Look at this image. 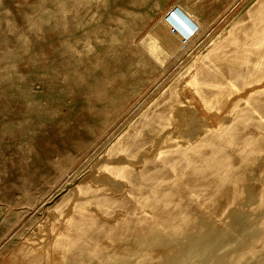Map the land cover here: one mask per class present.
I'll use <instances>...</instances> for the list:
<instances>
[{
  "label": "rangeland",
  "instance_id": "obj_1",
  "mask_svg": "<svg viewBox=\"0 0 264 264\" xmlns=\"http://www.w3.org/2000/svg\"><path fill=\"white\" fill-rule=\"evenodd\" d=\"M263 40L264 0H0V264H232L263 231L264 83L220 110L193 81L231 93L213 73H262Z\"/></svg>",
  "mask_w": 264,
  "mask_h": 264
},
{
  "label": "bare ground",
  "instance_id": "obj_2",
  "mask_svg": "<svg viewBox=\"0 0 264 264\" xmlns=\"http://www.w3.org/2000/svg\"><path fill=\"white\" fill-rule=\"evenodd\" d=\"M152 29V28H150ZM158 29L157 26L154 28V35L156 36L158 34ZM239 37H236L235 40H238ZM238 57H240L243 60H247L249 63L251 62H258L261 63L262 66H264V40L262 41V43L257 46L254 50L251 51H247L246 48L242 49L241 51L238 52ZM218 71V70H217ZM201 74H203L201 72ZM216 75V77H218L219 81L226 85H232L234 86V90L227 94L226 90L224 89H220L218 88L217 90H213L212 87H210L207 84V81L209 79H207L206 76V82H198V81H193V83L197 86V88H199L201 95H203V93L205 91H208L211 95V99L212 101L217 105L220 106V110H223L228 102L229 99L231 97H233L234 95H236L237 93H241L243 91L246 90L247 87L251 86L254 84V82H252V77H257L256 79L259 80V82L264 83V71L262 73L259 72H254L252 73L249 70H245V71H241L238 78L233 80H229L226 77L225 72H215L213 73ZM238 90V91H237ZM241 91V92H240ZM260 91V92H259ZM256 91L259 92V94H264V88ZM174 98H173V102L170 105V109L168 110V113L166 114L167 116L165 117V115L163 114V112L159 113L158 117L156 118L158 121L162 122H173L175 121V116L173 115L172 109L173 107H175V103L177 100H180V103L184 102V100L186 99V96L183 94V92L181 91V88H177L174 91ZM205 99V98H204ZM205 102L207 103V101L205 100ZM242 102H240V100H237L236 105L241 104ZM232 113V112H230ZM256 123L259 127V129H264V114L262 115V117L260 119L256 120ZM152 127V131H148V133H145L143 137H145L144 139H139V140H131L128 145L129 148H126L125 150V146H123V148H118L117 151L115 152L117 153H137L139 151H143V149L145 148V145L147 144H151V148H153V145H155L156 141H158V139L163 136V133L158 129V127L154 128ZM210 130L206 129V132H204L201 136V140L202 142H204L203 144L206 146H209L211 148H216L217 150H220L219 146H218V142L211 136V134L209 133ZM179 138V135H177ZM177 138L173 137H168L167 139H165V141H162V143L159 145V147L157 148V153L154 155L155 157L152 158V160L154 159H163L164 162L166 163H171L173 161H175V156H166L163 155L162 152L163 151H171L173 148H175V142ZM200 138H198L199 140ZM259 139H263L264 140V135L258 136V137H246L245 141L247 143H252V142H256ZM164 140V139H163ZM133 148V149H132ZM264 149V147H263ZM131 150V151H129ZM131 154V155H132ZM199 156H203L201 153H197ZM160 155V156H159ZM244 155L246 157L247 152H244ZM256 155V154H255ZM172 157V159H170ZM263 163H264V152H263ZM151 159L146 158L145 162L149 161ZM198 163V160L195 159V161L193 162V166H197L196 164ZM175 168V166H174ZM111 172L116 176H123L125 178L129 177H133L135 179V176L133 174H135L136 172H138L137 170H130L126 167H122V166H114L112 168H110ZM264 176V175H263ZM95 176H92L90 178V180H92ZM132 179V178H131ZM260 179V178H259ZM89 181V180H88ZM105 182V181H104ZM88 183V182H87ZM263 184V183H262ZM199 186V184H197ZM94 188V186H93ZM258 190L261 192L262 191V186L261 185H257L256 188H254L251 192L252 194L255 192H258ZM200 193H196L195 195H199ZM255 194L253 195V200L255 199ZM232 218L238 219L236 214H232ZM263 226V231L257 232L256 235L253 237V239H249L247 240L246 244H245V248L243 251H241L238 255L235 254L233 256L229 257V261L232 262V264H255L256 261L258 260L259 257H261L262 255H264V224H262ZM213 226H207V230L210 231L211 228ZM174 228L171 226H164L163 229H160L158 232H156L157 236H160L159 234H163V235H171V237H175V239H178L181 235L179 234L178 230L175 229V231L173 230ZM162 237V236H161ZM158 238V237H157ZM156 238V240H157ZM260 243L258 246L256 245L257 243ZM124 264H128V263H124ZM132 264V263H129Z\"/></svg>",
  "mask_w": 264,
  "mask_h": 264
},
{
  "label": "crops",
  "instance_id": "obj_3",
  "mask_svg": "<svg viewBox=\"0 0 264 264\" xmlns=\"http://www.w3.org/2000/svg\"><path fill=\"white\" fill-rule=\"evenodd\" d=\"M175 6H177V5H175Z\"/></svg>",
  "mask_w": 264,
  "mask_h": 264
}]
</instances>
